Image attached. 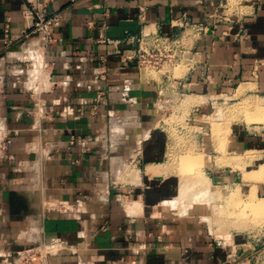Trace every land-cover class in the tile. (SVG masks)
<instances>
[{
    "label": "crops",
    "instance_id": "obj_1",
    "mask_svg": "<svg viewBox=\"0 0 264 264\" xmlns=\"http://www.w3.org/2000/svg\"><path fill=\"white\" fill-rule=\"evenodd\" d=\"M33 3L63 15L45 48L20 36ZM227 3L0 0V133L11 140L0 148V264L43 244L56 249L49 264H247L182 210L183 178L167 166L169 136L156 126L159 91L171 81L190 103L201 99L193 109L202 116L237 95L264 100V0ZM184 13L218 22L216 32L177 25ZM149 29L179 41L182 75H150L128 58ZM212 137V128L210 138L197 135L209 178L247 194L255 187L261 198L264 122L232 121L227 154ZM260 169V179L245 180ZM241 254L250 263L252 250Z\"/></svg>",
    "mask_w": 264,
    "mask_h": 264
},
{
    "label": "rangeland",
    "instance_id": "obj_2",
    "mask_svg": "<svg viewBox=\"0 0 264 264\" xmlns=\"http://www.w3.org/2000/svg\"><path fill=\"white\" fill-rule=\"evenodd\" d=\"M237 2L238 0H228L226 9ZM185 69L186 65L182 62L175 66L165 64L163 71L174 70L175 75L180 76ZM145 71L151 74L157 72L151 67H147ZM168 95V103L157 117L156 126L157 130L161 129L169 136L167 166L183 177L184 211L189 215H200L204 220V229L213 234L222 245L231 248V258L235 262L264 264V195L259 198L255 187L247 194V188L241 184L216 186L205 173L206 167L211 166L210 156L205 154L204 144L197 138V135L210 138L212 128L216 149L227 154L230 123L234 120L247 122L249 125L264 122V100L258 96L237 95L235 101L219 102L213 115L202 116L193 109V104L199 103L200 98L190 103L189 96L184 94L182 96L171 92ZM202 124L208 127L203 128ZM201 157H209L210 165L196 164L195 160L199 161ZM237 165L238 169L242 167L240 160ZM262 176L260 169L247 173L245 180H256ZM242 237L249 241L247 245L239 244L243 241ZM244 248L252 250L250 263L241 254Z\"/></svg>",
    "mask_w": 264,
    "mask_h": 264
},
{
    "label": "built area",
    "instance_id": "obj_3",
    "mask_svg": "<svg viewBox=\"0 0 264 264\" xmlns=\"http://www.w3.org/2000/svg\"><path fill=\"white\" fill-rule=\"evenodd\" d=\"M62 21L63 15L60 11H48L44 4L33 3L31 8V22L28 27L23 30L20 36L38 37L45 48L55 41V30L61 26ZM175 21L177 25L182 26L185 29L192 28L197 35H201L207 31L215 33L218 27V22H213L211 24L203 22L193 23L186 13L182 14L180 18ZM5 31L7 33L6 39L11 41L13 36H9V26L6 27ZM138 40L142 43V46L135 54L129 55L128 58H137V63L141 70L151 67L158 72L164 68L165 64L175 66L180 64L183 59L184 52L180 47L179 41L170 36L163 35L157 30H147ZM110 42L115 44L119 43L118 40H111ZM116 51L118 53L120 52L119 49ZM150 75L152 74L150 73ZM177 86L178 85L174 81H171V83L168 84L170 91L167 90V86H163L160 89V110L163 111L166 107V104L168 103L167 99L169 97L168 94H171V92L175 94L180 93L178 89H176ZM10 142L11 140L9 137L2 134V137L0 138L1 150L5 151ZM55 252L56 249L47 244L23 250L18 253L16 264H49V258Z\"/></svg>",
    "mask_w": 264,
    "mask_h": 264
},
{
    "label": "bare ground",
    "instance_id": "obj_4",
    "mask_svg": "<svg viewBox=\"0 0 264 264\" xmlns=\"http://www.w3.org/2000/svg\"><path fill=\"white\" fill-rule=\"evenodd\" d=\"M187 95L188 94H185V96L187 97ZM261 108V107H260ZM2 137V133L0 134V138ZM189 163V162H188ZM195 163L196 164H203V163H208L209 164V157H201V159H199V161H198V159L197 160H195ZM152 167H150L149 169H151ZM152 169H154V167L152 168ZM157 168L155 167V169L154 170H156ZM153 170V171H154ZM157 171V170H156ZM149 173H150V171H149ZM153 174H154V172H153ZM152 174V175H153ZM157 174V173H156ZM189 175V174H188ZM183 178V177H182ZM183 181V180H182ZM202 184V183H201ZM205 185V184H204ZM211 185V184H210ZM202 187V186H201ZM184 188H185V185H183V192H184ZM205 189V188H204ZM228 193V192H227ZM184 194V193H183ZM193 202V201H192ZM189 203V202H188ZM192 204V203H191ZM197 204V203H196ZM171 207V206H170ZM181 208V207H180ZM182 210H184V208L182 209ZM181 209H180V211H182ZM192 210V209H191ZM176 211V210H175ZM193 212H194V210H192ZM197 211V210H196ZM199 211V210H198ZM177 212V211H176ZM184 212V211H183ZM178 213H179V211H178ZM183 214V213H182ZM186 214V213H185ZM190 214V213H189ZM188 214V215H189ZM206 217V216H205Z\"/></svg>",
    "mask_w": 264,
    "mask_h": 264
}]
</instances>
